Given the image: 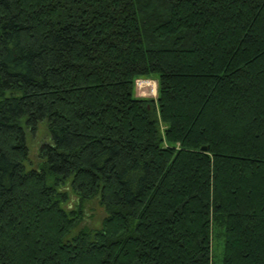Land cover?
I'll list each match as a JSON object with an SVG mask.
<instances>
[{"label":"trees","instance_id":"1","mask_svg":"<svg viewBox=\"0 0 264 264\" xmlns=\"http://www.w3.org/2000/svg\"><path fill=\"white\" fill-rule=\"evenodd\" d=\"M216 237L264 264V0H0V264H214Z\"/></svg>","mask_w":264,"mask_h":264},{"label":"rangeland","instance_id":"2","mask_svg":"<svg viewBox=\"0 0 264 264\" xmlns=\"http://www.w3.org/2000/svg\"><path fill=\"white\" fill-rule=\"evenodd\" d=\"M157 93V78L139 79L136 82V97L156 100ZM28 142L30 145V159L32 165H35L38 161L39 151L42 145L51 143V137L45 123L39 124L34 133L28 134ZM104 217L105 212L99 202L97 200L92 201L87 205L86 219L82 226L88 227L89 229H98L101 227ZM223 249L222 240L216 237L213 244L214 264H223Z\"/></svg>","mask_w":264,"mask_h":264},{"label":"water","instance_id":"3","mask_svg":"<svg viewBox=\"0 0 264 264\" xmlns=\"http://www.w3.org/2000/svg\"><path fill=\"white\" fill-rule=\"evenodd\" d=\"M203 150H207V148L204 147Z\"/></svg>","mask_w":264,"mask_h":264},{"label":"bare ground","instance_id":"4","mask_svg":"<svg viewBox=\"0 0 264 264\" xmlns=\"http://www.w3.org/2000/svg\"><path fill=\"white\" fill-rule=\"evenodd\" d=\"M148 85V84H147Z\"/></svg>","mask_w":264,"mask_h":264}]
</instances>
